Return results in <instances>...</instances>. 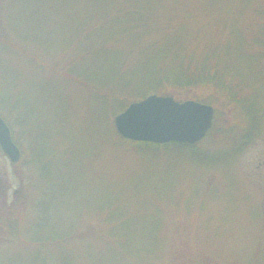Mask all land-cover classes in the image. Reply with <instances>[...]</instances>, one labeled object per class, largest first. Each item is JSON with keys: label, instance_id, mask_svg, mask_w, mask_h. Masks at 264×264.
<instances>
[{"label": "rangeland", "instance_id": "374dc122", "mask_svg": "<svg viewBox=\"0 0 264 264\" xmlns=\"http://www.w3.org/2000/svg\"><path fill=\"white\" fill-rule=\"evenodd\" d=\"M121 1L0 0V116L21 152L11 163L0 149V264H135L109 248L108 212L124 215L114 225L124 247H153V264H264V113L244 145L236 106L212 91L175 90V101L214 108L209 132L193 149L133 146L114 128L119 98L75 76L109 66L103 42L124 45ZM148 2L149 25L185 24L196 41L247 62L248 91L264 112V56L246 57L264 49L245 44L264 36L254 14L264 0ZM45 225L80 234L61 246L31 242Z\"/></svg>", "mask_w": 264, "mask_h": 264}, {"label": "trees", "instance_id": "16d2710c", "mask_svg": "<svg viewBox=\"0 0 264 264\" xmlns=\"http://www.w3.org/2000/svg\"><path fill=\"white\" fill-rule=\"evenodd\" d=\"M107 1L112 3L116 0ZM130 2H132L131 9L127 6ZM116 10L119 17L117 39L118 43L124 42V45L109 48L107 42H103V46L110 49L106 57L109 66L100 72L82 71L75 75L77 78L83 77V81L88 84L96 83L104 95L118 97L121 102L117 108L119 113L125 109L126 101L130 103L140 101L149 95L170 96L172 91L190 89L212 91L238 108L245 123L244 145H248L259 135L264 112L256 93L248 91L249 87L243 73L247 62H242L240 57L235 59L230 56L225 45L217 46L207 41H196L188 35L185 24L162 27L149 25L145 15H152L153 11H150L148 0H130L129 2L122 0ZM254 14L257 18L264 16V9L257 8ZM263 41L264 36L261 33H253L245 44L248 50L254 47L264 49ZM263 56L264 52H258L256 55L250 54L246 57L256 62ZM70 77H72L71 74ZM118 137L133 146H145L152 149L172 145L189 149L195 147L176 143L163 145L137 143ZM110 208L108 205L105 209L110 210ZM116 215L121 217L115 219ZM123 216L114 212H108L105 216L106 222L111 224L107 232L109 238L116 240L114 246L109 243L111 246L109 248L117 250L119 256L122 254L130 259L134 257L135 264H153L157 259L154 256L153 247L136 246L134 249L124 247L121 242L122 236L114 226L118 223L117 220L124 221ZM45 226L44 230L33 234L31 242L46 246L51 244L61 246L71 239L75 240L80 234L74 233L73 226L64 229L65 231L54 232L50 225ZM154 233L151 231L150 235ZM64 252V249H60L61 254H57L62 261L66 255H69L68 253L65 255ZM145 261L148 263H144Z\"/></svg>", "mask_w": 264, "mask_h": 264}, {"label": "water", "instance_id": "95a60500", "mask_svg": "<svg viewBox=\"0 0 264 264\" xmlns=\"http://www.w3.org/2000/svg\"><path fill=\"white\" fill-rule=\"evenodd\" d=\"M214 108L193 100L178 102L173 97L149 95L130 103L113 119L122 139L163 145H195L212 126ZM0 149L11 163L20 159V151L11 139L8 126L0 117Z\"/></svg>", "mask_w": 264, "mask_h": 264}]
</instances>
